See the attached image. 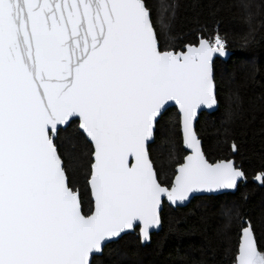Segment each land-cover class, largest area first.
<instances>
[{
  "label": "snow or ice",
  "instance_id": "6c2138e0",
  "mask_svg": "<svg viewBox=\"0 0 264 264\" xmlns=\"http://www.w3.org/2000/svg\"><path fill=\"white\" fill-rule=\"evenodd\" d=\"M166 13L174 6L153 0H0V264H96L129 232L150 241L165 201L247 181L195 128L218 106L227 39L217 29L169 44ZM173 105L186 154L170 146L166 167L152 145ZM222 215L236 235L230 264H264L253 221Z\"/></svg>",
  "mask_w": 264,
  "mask_h": 264
},
{
  "label": "trees",
  "instance_id": "16d2710c",
  "mask_svg": "<svg viewBox=\"0 0 264 264\" xmlns=\"http://www.w3.org/2000/svg\"><path fill=\"white\" fill-rule=\"evenodd\" d=\"M153 4L174 6V14H165L169 27L164 40L169 44L190 43L201 31L217 29L227 39L230 58L216 60L219 108L203 112L196 131L211 159H234L248 179L234 193L195 197L185 207L165 203L162 229L152 235L150 244L142 245L137 230L108 244L95 257L96 264H230L236 235L226 227L224 208L252 220L258 241L264 240V184L254 179L264 171V0H153ZM176 112L172 107L164 114L152 145L166 167L170 146L176 145L177 158L186 154L179 151L183 145L173 132ZM233 141L239 147L235 155L229 147Z\"/></svg>",
  "mask_w": 264,
  "mask_h": 264
},
{
  "label": "water",
  "instance_id": "95a60500",
  "mask_svg": "<svg viewBox=\"0 0 264 264\" xmlns=\"http://www.w3.org/2000/svg\"><path fill=\"white\" fill-rule=\"evenodd\" d=\"M227 49V48H226ZM231 54H232V52L229 50V49H227V54L226 55H224V56H220V57H218L217 59H220V60H223V61H227L229 58H230V56H231ZM216 59V60H217ZM172 107H175L174 105L172 106ZM172 107H170V108H172ZM176 108V107H175ZM218 108H219V101H218V106H216V107H214V109H212V110H210V109H207V108H205V110H203V111H200L199 112V114H198V119H197V121L195 122V128H196V125H197V122H198V120H199V118H200V115L203 113V112H208V113H213V112H215V111H217L218 110ZM203 143V142H202ZM243 182H246V181H242L241 183H243ZM240 183V184H241ZM238 190V188L237 189H235V190H221V191H219V192H216V193H212V194H209V193H195V194H193V197L190 199V201L189 202H185L182 206H171L168 202H166L165 201V203H167L169 206H171V207H173V208H178V207H185V206H187L195 197H199V196H212V195H219V194H224V193H234V192H236ZM164 203V204H165ZM163 209H164V205H163V208H162V211H163ZM162 211H161V213H162ZM161 219H162V217H161ZM162 226H163V224L161 223V225L160 226H158V227H156V228H153L152 230H151V232H150V236H151V239H150V241H145V242H143L142 243V245H146V244H150L151 243V240H152V235L154 234V233H157V232H160L161 231V229H162ZM135 231H132V232H129V233H134ZM124 236V235H123ZM122 236V237H123ZM115 241H118V240H115ZM114 241V242H115ZM112 243V242H111ZM108 244H110V243H108ZM108 244H106L105 246H104V248H103V252H104V249H105V247L108 245ZM103 254V253H102ZM101 254V255H102ZM97 256H100V255H97Z\"/></svg>",
  "mask_w": 264,
  "mask_h": 264
}]
</instances>
